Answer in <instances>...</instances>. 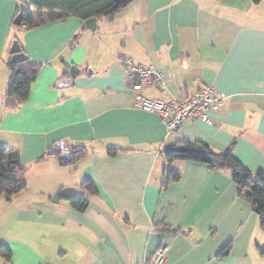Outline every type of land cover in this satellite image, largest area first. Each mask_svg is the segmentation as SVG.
<instances>
[{
    "label": "crops",
    "instance_id": "crops-1",
    "mask_svg": "<svg viewBox=\"0 0 264 264\" xmlns=\"http://www.w3.org/2000/svg\"><path fill=\"white\" fill-rule=\"evenodd\" d=\"M23 5L0 0V146L19 152L25 178L35 175V196L29 180L6 206L18 222L35 223V235L7 237L12 264H52L54 256L61 264H141L161 242L169 244L166 264H264L262 217L249 186L229 169L191 160L175 161L181 177L167 184L164 159L175 142L201 140L218 151L232 146L247 169L264 172V0H132L96 18L95 30L74 16L16 26ZM15 40L43 66L28 101L6 109ZM124 57L163 72L166 88L147 85L148 97L182 98L213 85L227 98L211 121L170 132L157 113L133 107ZM72 65L79 74L59 86ZM59 141L71 147L66 156ZM78 145L88 152L62 164ZM85 179L97 194L81 188ZM68 189L90 199L85 211L62 198ZM158 223L173 229L157 230Z\"/></svg>",
    "mask_w": 264,
    "mask_h": 264
},
{
    "label": "trees",
    "instance_id": "trees-1",
    "mask_svg": "<svg viewBox=\"0 0 264 264\" xmlns=\"http://www.w3.org/2000/svg\"><path fill=\"white\" fill-rule=\"evenodd\" d=\"M132 0H32L31 5H23L18 10L22 13L21 26L26 29H33L48 22H59L71 16L83 20L89 18L100 19L105 16H113L121 11ZM259 3L261 0H253ZM35 9V12L34 10ZM17 14V15H18ZM15 23V22H14ZM76 40V39H75ZM22 52H24L21 46ZM10 78L7 84L4 107L6 109H17L26 103L30 96L31 85L36 80L43 63L30 59L14 63L8 62ZM117 149L110 148L109 154H116ZM88 152L85 145H78L74 148L73 156L62 164H72L78 161ZM166 167L169 170L167 184L180 179L181 173L173 168V163L178 160H191L206 163L211 168L229 169L232 172L233 180L241 185H248L251 194L254 210L262 217L264 229V172L256 173L247 169L232 153V146L223 151H218L209 143L201 140L181 139L164 152ZM28 168L21 164L20 154L11 148L0 146V196L5 195L8 200L27 188L25 180ZM81 188L89 194H97V187L92 179H85ZM69 205L76 211L83 212L90 205V199L84 195L62 194ZM157 230L171 231L173 227L158 223ZM231 244L226 245L220 252L227 255L230 252ZM0 256L8 264L12 263L13 253L4 243L0 242Z\"/></svg>",
    "mask_w": 264,
    "mask_h": 264
},
{
    "label": "built area",
    "instance_id": "built-area-1",
    "mask_svg": "<svg viewBox=\"0 0 264 264\" xmlns=\"http://www.w3.org/2000/svg\"><path fill=\"white\" fill-rule=\"evenodd\" d=\"M126 79L133 91V107L157 113L170 132H174L188 122L197 120L211 121V113L218 111L227 98V94L218 91L213 85H204L193 94L169 99L152 98L141 90L145 86L158 85L163 89L167 80L162 71L152 66L137 64L130 57L122 59ZM169 244L161 242L154 253L141 264H166Z\"/></svg>",
    "mask_w": 264,
    "mask_h": 264
},
{
    "label": "rangeland",
    "instance_id": "rangeland-1",
    "mask_svg": "<svg viewBox=\"0 0 264 264\" xmlns=\"http://www.w3.org/2000/svg\"><path fill=\"white\" fill-rule=\"evenodd\" d=\"M26 182L29 180L33 181V183L30 184L31 189L30 192L33 193L35 196V175H30L27 178H25ZM70 191L69 194H75V195H84L81 191L75 190V189H68ZM56 191L53 193V197L55 195ZM9 200L5 195L0 196V242L7 244L6 240L8 236H14L15 237H23L22 232L24 230H28L29 232H33L32 234L35 235V223L31 224L30 222L21 221L18 222L16 218L17 211H13L12 206L6 208ZM18 209V208H17ZM24 259V258H22ZM32 261H21L16 260V264H29ZM0 264H8L3 257L0 256ZM12 264V263H11ZM52 264H61L60 259L57 256L52 257Z\"/></svg>",
    "mask_w": 264,
    "mask_h": 264
},
{
    "label": "water",
    "instance_id": "water-1",
    "mask_svg": "<svg viewBox=\"0 0 264 264\" xmlns=\"http://www.w3.org/2000/svg\"><path fill=\"white\" fill-rule=\"evenodd\" d=\"M21 2L25 5H31L32 4V0H21ZM15 24L17 25H21L22 24V13H19L15 19H14ZM85 25L92 29L95 30L96 27V18H89L85 20ZM10 52L12 54V58L11 61L14 63H18L24 60L29 59L28 55L24 52H22L20 44L17 40H15L12 44V47L10 49ZM80 69L76 66V65H72L71 69H70V77L63 79L60 81L59 86H66V85H70L73 82V79L79 74ZM94 71L92 69H89V75H91ZM59 149H61L65 154V156L67 155V153L69 154V152H71V147H69L66 143V141H59L57 143ZM52 153H54V151H50ZM66 160V159H65ZM58 191H56L53 200L55 202H57L59 200L58 197Z\"/></svg>",
    "mask_w": 264,
    "mask_h": 264
}]
</instances>
